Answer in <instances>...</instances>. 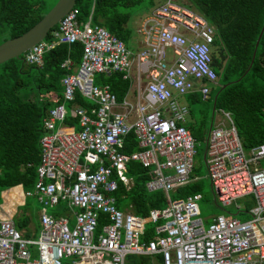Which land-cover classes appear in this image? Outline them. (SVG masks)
Masks as SVG:
<instances>
[{
    "label": "built area",
    "instance_id": "obj_1",
    "mask_svg": "<svg viewBox=\"0 0 264 264\" xmlns=\"http://www.w3.org/2000/svg\"><path fill=\"white\" fill-rule=\"evenodd\" d=\"M79 20L74 6L45 38L23 54L26 65L40 67L42 56L58 45H81L77 67L66 58L68 72L60 81L61 98L41 120L39 160L31 191H23L13 211L0 212V264H124L128 256H160V264H264V144L245 151L230 114L204 140L203 160L213 200L221 207L243 210L237 201L252 203L238 220L229 213L206 223L196 193L170 200L187 185L194 168L195 142L184 123L188 108L179 101L198 92L208 98L216 75L210 67L214 30L192 8L162 0L140 22L141 46L132 54L122 41L91 23ZM121 74L129 96L117 99L107 85L93 84L95 75ZM78 94L93 107H66ZM68 119L75 124L66 125ZM132 133L137 151L122 152ZM150 170L144 187L160 191L166 205L145 217L115 208L117 183L129 188L128 163ZM0 193L3 195L9 190ZM39 206L37 227L14 226L13 217L25 198ZM4 202V201H3ZM63 203L66 212L47 214ZM75 210V211H73ZM101 225L97 233V226ZM151 225V236L142 238ZM64 260H70L63 263Z\"/></svg>",
    "mask_w": 264,
    "mask_h": 264
},
{
    "label": "trees",
    "instance_id": "obj_2",
    "mask_svg": "<svg viewBox=\"0 0 264 264\" xmlns=\"http://www.w3.org/2000/svg\"><path fill=\"white\" fill-rule=\"evenodd\" d=\"M144 1L149 8L154 6L153 0H94L91 23L103 27L126 46L129 40L126 28L129 14L123 10L140 6ZM91 2L75 0L74 7L79 10V20L87 17ZM186 2V6L201 15L214 30L209 56L210 67L216 75V88L213 92L210 90L206 100H202L196 92L184 96L191 120L184 127L194 140L195 149L204 142L210 124L205 121L208 111L199 110V118H195L191 114L190 105L208 104L213 112H228L245 151L264 144V0ZM45 5L46 0H0V44L31 28L42 18ZM45 39L48 40L49 35ZM81 52V45L78 43L58 45L43 54L40 67L26 65L23 55L19 59L0 64V193L17 185L24 192L32 190L39 160L41 120L54 106L51 98H61L60 81L68 73L59 65L68 58L73 67H77ZM93 84L107 85L117 99H121L128 89V81L122 80L119 73L95 75ZM71 106L86 110L93 107L78 94L74 95L72 103L66 105L68 108ZM75 123L76 120L72 119L65 122L66 125ZM137 150L136 141L130 132L124 139L122 152L130 154ZM126 176L131 180L129 188L118 182L117 189L112 194L117 210L145 217L148 210L165 207L166 199L162 192L148 193L145 190V183L152 178L149 169L142 168L137 163H128ZM193 177L192 170L190 178ZM196 193L201 195L200 187L196 181H190L169 193L168 197L175 200ZM3 198L5 208L11 211L21 202L18 188L9 190ZM242 202L243 210H228L227 213L244 220L247 217L245 212L252 203L249 199ZM213 203L218 205L214 200ZM56 208L66 212L63 203H58ZM29 222L37 227L35 213L30 212L27 204H24L21 206L20 216L14 219V226L24 230V237H28ZM100 228L101 225L98 224L97 233ZM150 236L151 225L148 224L142 240L146 241ZM154 259L157 264L161 263L160 256L157 255ZM124 264H149V258L128 256Z\"/></svg>",
    "mask_w": 264,
    "mask_h": 264
},
{
    "label": "rangeland",
    "instance_id": "obj_3",
    "mask_svg": "<svg viewBox=\"0 0 264 264\" xmlns=\"http://www.w3.org/2000/svg\"><path fill=\"white\" fill-rule=\"evenodd\" d=\"M160 0H153L154 5L158 3ZM177 3L179 4H184L186 5V0H176ZM57 2V0H46V5H45V13L48 12L54 4ZM151 8L148 7V4L146 1H144L140 6L133 7L131 9H124L123 12L129 14V18L126 24V28L129 31V40L127 42V46L130 50V44L131 42H134L136 40H141V37L139 33H137V29L139 28L140 22H142L145 18H147L150 13H151ZM44 13V14H45ZM43 14V15H44ZM127 48V49H128ZM215 86H210V90L212 92L215 90ZM180 102L186 103L185 98H180ZM187 105V104H186ZM189 108L191 109V114L195 118H199V115L197 114L199 110L202 111H208L207 114L205 115V121L207 124H210L212 127L216 121V119L220 118V114L218 111L213 112L211 114V109L209 108V105H190ZM190 119L188 118L187 121ZM196 154L193 158L194 161V169L193 173L194 176L198 179L196 182L198 183L200 190H201V196L202 199L198 202V209L201 213V218L206 222H210L214 216L217 215H226L227 211L229 210L230 212H234V207H228V208H220L218 205L216 206L213 203V194L210 189V183L209 180L206 176V169L204 165V160H203V153H204V142L200 143L196 147ZM264 166V165H263ZM243 202L242 201H237L236 204L241 205ZM2 204V199L0 198V205ZM27 204V209L35 213L39 210V206L36 205L34 202L33 198H25L24 203ZM19 210V211H18ZM21 207L17 208V214L16 216L20 213ZM55 208H48L47 209V214H52ZM75 211V210H73ZM231 215V214H230ZM15 216V217H16ZM15 219V218H14ZM237 219V218H236ZM239 220V218H238ZM70 260H64L63 263H68ZM149 264H157L154 257L149 258Z\"/></svg>",
    "mask_w": 264,
    "mask_h": 264
},
{
    "label": "water",
    "instance_id": "obj_4",
    "mask_svg": "<svg viewBox=\"0 0 264 264\" xmlns=\"http://www.w3.org/2000/svg\"><path fill=\"white\" fill-rule=\"evenodd\" d=\"M74 2L75 0H57L54 6L26 32L2 42L0 44V64L11 59H19V57L33 45L43 40L48 32L56 26L60 19L74 6ZM263 28L264 23L262 25V29ZM256 45L257 41L255 47Z\"/></svg>",
    "mask_w": 264,
    "mask_h": 264
},
{
    "label": "crops",
    "instance_id": "obj_5",
    "mask_svg": "<svg viewBox=\"0 0 264 264\" xmlns=\"http://www.w3.org/2000/svg\"><path fill=\"white\" fill-rule=\"evenodd\" d=\"M161 1L162 0H160L158 3H156L153 7H152V9L154 8V7H156L159 3H161ZM151 9V10H152ZM137 31H138V29H137ZM138 33V32H137ZM140 46H141V40H136V41H134V42H131V44H130V50H129V48H128V46L126 45V47L128 48V50L132 53V54H134V53H136V52H138L139 51V49H140ZM129 90H130V84H129V82H128V89H127V91H126V93H125V95L124 96H129ZM196 93H198V92H196ZM123 96V97H124ZM184 97V96H183ZM182 97V98H183ZM179 101H180V99H179ZM182 103V102H181ZM185 105H186V103H184ZM187 106V105H186ZM188 108V107H187ZM211 112H213V108H212V111ZM220 111H218V113H219ZM224 112V111H223ZM189 115V114H188ZM189 117L187 116V119H188ZM187 119H186V122L184 123V125L186 124V123H188V122H191V120H189V121H187ZM220 119H221V116H220V118H218V119H216V121H215V123H214V125L215 124H217V122H219L220 121ZM213 125V126H214ZM210 128H212V126L210 125ZM210 130V129H209ZM14 189V188H13ZM12 190V189H11ZM0 198L2 199V197L0 196ZM34 200V199H33ZM4 201V198H3V200H2V204L0 205V212H4V210L2 211L1 209H4L5 208V206H4V204H5V201ZM35 202V201H34ZM37 205V204H36ZM4 207V208H3ZM55 208V210L53 211V213H55V212H61L60 210L61 209H58V208H56V207H54ZM19 211V210H18ZM65 213V212H64ZM63 212H61V214L63 215L64 214ZM16 214H17V210H16ZM16 214L14 215V217H13V221H14V218H17V217H19L20 216V214H21V210H20V213L16 216ZM25 215H28V212H25ZM36 215V214H35ZM16 216V217H15ZM27 226H34L35 228H36V225H34L32 222H29L28 223V225Z\"/></svg>",
    "mask_w": 264,
    "mask_h": 264
}]
</instances>
